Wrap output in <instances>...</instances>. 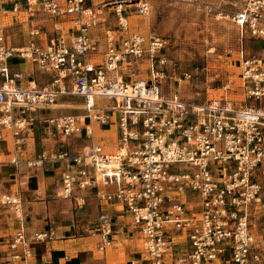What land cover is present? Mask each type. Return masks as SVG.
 <instances>
[{"label": "built area", "instance_id": "1", "mask_svg": "<svg viewBox=\"0 0 264 264\" xmlns=\"http://www.w3.org/2000/svg\"><path fill=\"white\" fill-rule=\"evenodd\" d=\"M89 1L0 0L1 16L33 21L43 12L52 21L49 35L32 28L31 40L22 46L10 45L0 24V112L53 104L62 94L85 97L90 122L107 124L119 112L121 148L107 152L91 143L76 156L63 153L68 166L57 193L72 198L76 187L94 181L112 187L99 193L100 201L121 204L140 233L141 258L130 264H264V0H239L233 14L241 35L260 44L254 53L241 49L238 56L242 88L250 100L245 106L225 100L196 104L176 91L165 95L161 83L170 61L164 37L128 34L124 6L131 0H104L102 8L113 7L117 30L126 34L118 38L106 28L103 41L96 40L92 28L98 21ZM137 11L148 13V2L139 1ZM64 21L77 31L69 40ZM42 33L44 43L37 40ZM13 57L53 72L52 80L22 86L20 75L10 74ZM191 76L184 73L185 79ZM96 97L113 106H98ZM48 122L66 136L84 130L92 134L91 126L84 129L75 116ZM0 124L12 128L17 144L26 139L22 130L30 133L25 119L6 116ZM184 189L195 192L193 204L180 201ZM21 203L18 195L0 196V209L19 210ZM113 228L112 215L103 209L87 239L103 253L113 244ZM55 237L53 229L29 236L24 228L0 237V264H32L33 246Z\"/></svg>", "mask_w": 264, "mask_h": 264}, {"label": "crops", "instance_id": "2", "mask_svg": "<svg viewBox=\"0 0 264 264\" xmlns=\"http://www.w3.org/2000/svg\"><path fill=\"white\" fill-rule=\"evenodd\" d=\"M111 12L112 10L109 8L108 13ZM104 14V20H99L92 28L93 38L103 41V31L106 28L115 30L118 38L123 37L126 33L117 30L116 18L114 17V20H110L108 23L106 12ZM4 18L8 17L0 15L1 25L4 24ZM4 26L8 43L13 46H22L31 40L29 31L32 28H40L49 35L48 32L52 30V21L45 13L39 12L33 21H25L20 15L11 16V20ZM62 26L66 32H71L68 35V40L77 34L76 28L72 29L70 21H64ZM133 31L136 32L131 29L128 34ZM45 36L42 33L37 37V40L44 43ZM99 48L101 51L104 50L102 44L99 45ZM99 57L93 56L95 59H100ZM9 69L11 75H20L21 84L24 87L31 81H36L40 86H43L50 82L54 76L53 72L45 71L31 60L20 57L9 59ZM94 100L100 107L113 106L112 102L106 98L96 97ZM102 101L106 102L105 105L101 103ZM62 104L66 106H61ZM86 104L87 99L83 96L62 94L56 98L53 104L26 110L16 107L9 114L0 112V119L6 116H9L12 121L25 119L26 127L30 129L29 134L25 130L21 131L26 139L23 143L17 144L12 128L9 125L0 124V157L5 159L0 161V196L10 192L16 193L22 200L21 207L24 206L25 209V213L15 217L12 215L14 212H10L15 209L14 207L0 209V237L13 234L21 228H24L29 236L38 231L54 229L53 221L57 213V206H65L67 202L56 203L50 198V195L61 187L63 176L67 170L68 160L61 156L63 153L67 152L71 156H76L91 143L102 145L107 152H116L121 148V136L117 123L119 112L114 111L111 122L107 124L90 122L86 117ZM68 116L78 118L84 129L90 125L92 134L88 135L84 130L82 134L66 136L48 122L52 118ZM77 141L79 143H75ZM15 157L18 159V163H12V159ZM85 168L91 178H95L94 169L87 165ZM94 182L84 189L76 187L74 197L77 201L80 196H85L88 204L92 203L97 210L96 217L87 225L86 231L93 226V222L101 210L104 209L112 215L114 219L112 246L102 255H96L97 252L100 253L96 241L88 238L86 242L88 251L82 252L78 240L69 239L70 237L60 239L63 236L59 235L57 240L33 246L32 264H130L132 260L141 258L139 238L136 249L132 251L131 255L126 253L131 246H124V252L128 257L125 263L112 262L115 252L120 250L119 246L124 243L123 241H133L134 224L121 204L100 201L99 193L113 190V188L105 187L98 181ZM50 192L52 193L50 194ZM179 199L183 203L193 204L197 198L195 192L184 189L179 193ZM71 203L72 201L70 205ZM75 203L76 206L81 205L80 208L83 205L79 202ZM72 226L75 227V231H79L78 225L73 223ZM60 228L59 226L56 230L59 232ZM65 228L68 231L71 230L68 226ZM137 235L140 237L138 229ZM71 250H75V252L70 253Z\"/></svg>", "mask_w": 264, "mask_h": 264}, {"label": "rangeland", "instance_id": "3", "mask_svg": "<svg viewBox=\"0 0 264 264\" xmlns=\"http://www.w3.org/2000/svg\"><path fill=\"white\" fill-rule=\"evenodd\" d=\"M102 1L104 0H90L88 6L94 8L97 21L104 20L106 12V20L109 23L115 17L113 12L108 13V9L111 8L113 11V7L102 8L100 4ZM139 1L141 0H131V3L127 2L125 4L127 6H124L127 8L129 30L136 31L131 33L141 34L155 32L167 41L166 55L170 65L161 83L165 95L176 91L185 101L196 104L209 100H225L236 106H245L250 102L242 88L238 56L241 49L246 54L254 53L260 48V44L248 35H241L239 27L233 20L239 0H142L149 5L146 14L137 11ZM9 16L4 18V24L11 20L12 15ZM185 72L192 76L185 79ZM180 78L183 79L181 82ZM101 103L105 105L106 102ZM3 160L5 159L0 157V161ZM4 195H11L14 198L16 193ZM50 198L56 203L67 201L65 206H57L53 221V230L56 233L54 240H57L59 235L63 236L60 239L70 237L69 239L78 240L82 252L88 251L86 227L97 215L95 206L92 203L88 204L85 196H80L77 201L74 196L69 199L62 198L57 190ZM75 202L82 203V207L76 206ZM21 206L20 212L25 213L24 206ZM17 211L13 209L10 212H14L12 213L14 217L20 216ZM73 223L79 226V231H75ZM59 226L61 231L58 232L56 228ZM67 226L71 230L68 231L65 228ZM133 229V241H123L112 262H126L128 257L124 252V246H131L126 252L127 255H131L136 249L140 237L137 235V227L133 225ZM74 252L75 250L70 251ZM96 255H102V252H97Z\"/></svg>", "mask_w": 264, "mask_h": 264}, {"label": "bare ground", "instance_id": "4", "mask_svg": "<svg viewBox=\"0 0 264 264\" xmlns=\"http://www.w3.org/2000/svg\"><path fill=\"white\" fill-rule=\"evenodd\" d=\"M101 12V11H100ZM231 26V25H230ZM229 26V27H230ZM61 106H66L65 104H62ZM119 149V148H118ZM19 211V213L18 214H21V212H20V210H18Z\"/></svg>", "mask_w": 264, "mask_h": 264}]
</instances>
